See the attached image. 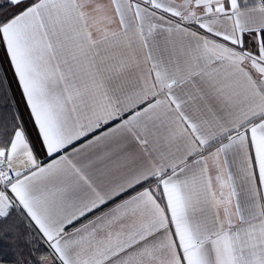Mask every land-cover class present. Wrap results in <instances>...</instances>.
Segmentation results:
<instances>
[{"label":"snow or ice","instance_id":"1","mask_svg":"<svg viewBox=\"0 0 264 264\" xmlns=\"http://www.w3.org/2000/svg\"><path fill=\"white\" fill-rule=\"evenodd\" d=\"M0 264H264V0H0Z\"/></svg>","mask_w":264,"mask_h":264}]
</instances>
